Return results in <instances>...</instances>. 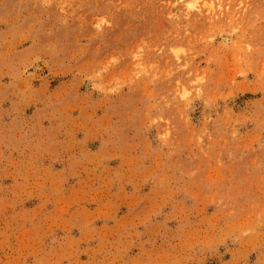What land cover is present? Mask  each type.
I'll return each mask as SVG.
<instances>
[{
  "label": "rangeland",
  "instance_id": "1",
  "mask_svg": "<svg viewBox=\"0 0 264 264\" xmlns=\"http://www.w3.org/2000/svg\"><path fill=\"white\" fill-rule=\"evenodd\" d=\"M0 264H264V0H0Z\"/></svg>",
  "mask_w": 264,
  "mask_h": 264
}]
</instances>
